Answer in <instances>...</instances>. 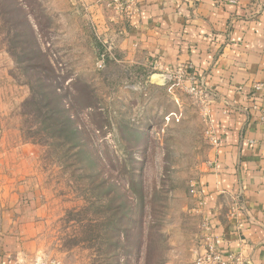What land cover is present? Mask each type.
Wrapping results in <instances>:
<instances>
[{
  "label": "rangeland",
  "instance_id": "obj_1",
  "mask_svg": "<svg viewBox=\"0 0 264 264\" xmlns=\"http://www.w3.org/2000/svg\"><path fill=\"white\" fill-rule=\"evenodd\" d=\"M14 1L40 29L39 45L49 48L55 68L93 89L98 107L97 114L75 107L74 115L97 163L88 154L72 162L63 155L65 147L45 144L50 139L39 120L26 119L29 87L9 53L21 14L9 12L11 1L0 0L6 153L0 208H10L20 191L33 197L37 208L28 221L33 243L17 264H193L207 232L190 190L210 147L198 98L186 91V83L164 74L162 81L152 79L157 73L149 65L114 58L112 41L91 18L86 1ZM99 5L115 16L105 0ZM100 44L112 59L105 64L98 57ZM69 80L64 84L72 89Z\"/></svg>",
  "mask_w": 264,
  "mask_h": 264
},
{
  "label": "crops",
  "instance_id": "obj_2",
  "mask_svg": "<svg viewBox=\"0 0 264 264\" xmlns=\"http://www.w3.org/2000/svg\"><path fill=\"white\" fill-rule=\"evenodd\" d=\"M84 1L120 62L191 66L203 79L217 141L197 180L200 217L224 251L264 264V0H143L128 18ZM5 154L0 125V179ZM24 196L0 208V264H17L33 243L37 208Z\"/></svg>",
  "mask_w": 264,
  "mask_h": 264
},
{
  "label": "trees",
  "instance_id": "obj_3",
  "mask_svg": "<svg viewBox=\"0 0 264 264\" xmlns=\"http://www.w3.org/2000/svg\"><path fill=\"white\" fill-rule=\"evenodd\" d=\"M9 1L13 3L9 12L16 11L21 14L20 21L13 27L15 31L11 42L15 47H10L9 53L19 64L29 87L30 95L23 101V105L28 109L26 119L30 124L39 120L44 135L50 139L45 144L65 147L63 155L72 162L84 161L88 154L91 159L89 161L97 163L96 153L90 151V139L86 133L85 137H80L81 132L74 125V115L79 113L75 107L89 109L97 114L98 107L93 89L86 85L80 86L76 79L72 80L69 73L60 74L54 66L49 48H41L39 45L37 33L40 29H35L29 22L28 13L22 9L21 3ZM98 57H102L103 64L112 60L101 44ZM68 79L73 83L72 89L64 84ZM33 116L38 120L33 119ZM75 148L77 149L73 151ZM86 159L88 161V158Z\"/></svg>",
  "mask_w": 264,
  "mask_h": 264
},
{
  "label": "built area",
  "instance_id": "obj_4",
  "mask_svg": "<svg viewBox=\"0 0 264 264\" xmlns=\"http://www.w3.org/2000/svg\"><path fill=\"white\" fill-rule=\"evenodd\" d=\"M143 0H105L107 8H110L117 17L128 18L139 10V6ZM239 0H225L227 3H237ZM150 68L161 77L172 78L178 84L186 83V91L198 98L203 119L205 121L204 134L210 144H215L217 139L208 126L209 108L207 101V88L197 72L191 69V66H183L182 68H171L167 71H161L160 64L156 60L149 63ZM254 89H258L259 85L254 84ZM191 193L195 198V206L200 210L203 206V196L198 188V184H194L191 188ZM203 226L206 229L207 236L204 245L198 254L193 258V264H249L244 256L239 252L224 251L221 247V240L218 237H213L209 234L208 222L203 220Z\"/></svg>",
  "mask_w": 264,
  "mask_h": 264
},
{
  "label": "bare ground",
  "instance_id": "obj_5",
  "mask_svg": "<svg viewBox=\"0 0 264 264\" xmlns=\"http://www.w3.org/2000/svg\"><path fill=\"white\" fill-rule=\"evenodd\" d=\"M151 78L154 79V80H156V81H162L161 76L158 75V74H153V75L151 76Z\"/></svg>",
  "mask_w": 264,
  "mask_h": 264
}]
</instances>
